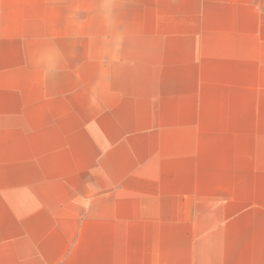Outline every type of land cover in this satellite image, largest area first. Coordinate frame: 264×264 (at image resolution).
I'll use <instances>...</instances> for the list:
<instances>
[{"label":"crops","instance_id":"crops-1","mask_svg":"<svg viewBox=\"0 0 264 264\" xmlns=\"http://www.w3.org/2000/svg\"><path fill=\"white\" fill-rule=\"evenodd\" d=\"M98 3L0 0V264H264V0H129L117 69L72 40Z\"/></svg>","mask_w":264,"mask_h":264},{"label":"clouds","instance_id":"clouds-1","mask_svg":"<svg viewBox=\"0 0 264 264\" xmlns=\"http://www.w3.org/2000/svg\"><path fill=\"white\" fill-rule=\"evenodd\" d=\"M128 2L99 0L91 23L88 20H76L72 40L75 42L82 37L88 39L92 46L90 59L106 69L134 68L140 60L139 30L126 20ZM68 54L54 35L32 37L27 52L29 63L41 72L45 82L56 80L65 71ZM109 75L105 73L100 79Z\"/></svg>","mask_w":264,"mask_h":264}]
</instances>
